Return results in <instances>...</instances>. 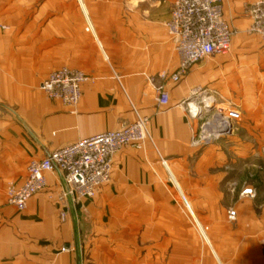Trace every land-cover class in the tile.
Returning a JSON list of instances; mask_svg holds the SVG:
<instances>
[{
  "label": "crops",
  "instance_id": "obj_1",
  "mask_svg": "<svg viewBox=\"0 0 264 264\" xmlns=\"http://www.w3.org/2000/svg\"><path fill=\"white\" fill-rule=\"evenodd\" d=\"M172 1L69 0L68 23L67 14L31 12L36 0H0V264H264V176L248 172L251 148L264 163V45L247 32L258 0H220L232 32L227 53L167 84V106L159 107L160 75L177 67L166 30ZM62 68L87 78L74 106L39 90ZM199 99L210 110L237 109L242 135L232 129L195 144L208 114L193 118L186 105ZM136 114L149 119L151 142L118 151L111 182L93 199L64 197L55 171L23 211L7 204V189L23 184L31 161L127 126ZM250 132L258 134L253 145L243 135ZM184 210L205 229V246ZM123 230L139 236L122 238Z\"/></svg>",
  "mask_w": 264,
  "mask_h": 264
},
{
  "label": "built area",
  "instance_id": "obj_2",
  "mask_svg": "<svg viewBox=\"0 0 264 264\" xmlns=\"http://www.w3.org/2000/svg\"><path fill=\"white\" fill-rule=\"evenodd\" d=\"M248 9L250 26L247 32L256 36L264 45V0L254 2ZM5 29L0 27V30ZM166 30L177 59V67L169 75H160L162 84L155 89L159 107L167 106V84H178L199 61L226 54L232 38L231 30L222 20L220 0H173ZM85 82L87 78L82 72L62 68L50 73L40 84L39 90L48 100L74 106ZM206 101L199 99L196 103L186 105L193 118L199 113L208 114L195 132L194 143L197 145H209L227 136L233 123L240 119L237 109L226 107L210 110L211 103L207 105ZM148 123V118L136 114V120L127 126L60 148L41 161H31L26 167L23 184L7 189V204L17 211H23L28 200L45 189V174L55 171L62 176L64 197L70 198L72 202L93 199L102 187L111 182L113 156L118 151L128 147L141 150L146 143L151 142L147 132ZM233 217L234 212L229 211L228 218L231 220Z\"/></svg>",
  "mask_w": 264,
  "mask_h": 264
},
{
  "label": "rangeland",
  "instance_id": "obj_3",
  "mask_svg": "<svg viewBox=\"0 0 264 264\" xmlns=\"http://www.w3.org/2000/svg\"><path fill=\"white\" fill-rule=\"evenodd\" d=\"M36 4L32 7V10H30L31 12H34V11H37L39 12L40 9L42 8H46L47 9V12L48 13H57V14H67L68 15V23H69V0H58L57 2H55V4H46V2H49V0H36ZM7 7L9 8H20V6H17L15 4H12V5H8ZM21 24H24V22H21ZM254 39H256L258 41V38L255 37V36H250ZM248 44H252V42H249L248 41ZM253 95V94H251ZM256 96V94L254 95ZM240 119H241V116H240ZM205 120V119H204ZM253 120L254 118H249V122L252 124L253 123ZM239 123V122H238ZM237 122H234L233 123V126H232V129H233V133L236 134L237 136H241L242 133L237 131ZM243 135H248V138L251 142V145L255 144L256 143V140H257V133L256 132H250L248 134L246 133H243ZM224 138V137H223ZM234 156L235 157V154L238 152V150H234ZM247 171V170H244V172ZM248 172L250 174H255V175H263L264 176V163H263V160L259 157V150L254 147V148H251L250 149V165H249V169H248ZM185 212L182 213L184 216H186V220L187 222L189 223V230L191 232V234L194 236V238L198 241H200L204 246H205V241H204V238H205V229L204 230H199V228H197L195 225H194V221L193 219L191 218V216L186 212V210H184ZM88 236V235H87ZM122 238H135V237H138L139 234H130L129 233V230H123V234L121 235ZM92 247V246H91ZM90 247V248H91ZM82 254H84L83 252V249H82ZM89 254V250L87 248V251L85 252V256L87 258V255ZM137 258V256L135 257ZM82 259H84V255H82ZM156 263V261H155Z\"/></svg>",
  "mask_w": 264,
  "mask_h": 264
},
{
  "label": "bare ground",
  "instance_id": "obj_4",
  "mask_svg": "<svg viewBox=\"0 0 264 264\" xmlns=\"http://www.w3.org/2000/svg\"><path fill=\"white\" fill-rule=\"evenodd\" d=\"M209 102H210V101L208 100V101H206L205 104L209 105V104H210ZM194 108H195V110H198L196 107H194Z\"/></svg>",
  "mask_w": 264,
  "mask_h": 264
}]
</instances>
